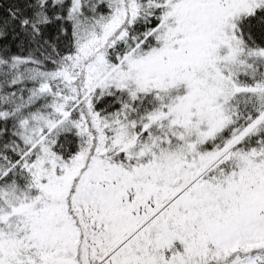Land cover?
<instances>
[{
  "label": "snow or ice",
  "instance_id": "snow-or-ice-1",
  "mask_svg": "<svg viewBox=\"0 0 264 264\" xmlns=\"http://www.w3.org/2000/svg\"><path fill=\"white\" fill-rule=\"evenodd\" d=\"M0 264H264V0H0Z\"/></svg>",
  "mask_w": 264,
  "mask_h": 264
}]
</instances>
